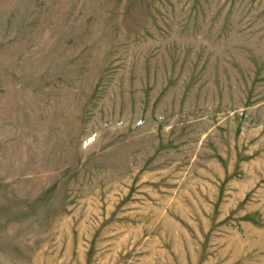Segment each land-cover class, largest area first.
<instances>
[{
  "label": "rangeland",
  "instance_id": "rangeland-1",
  "mask_svg": "<svg viewBox=\"0 0 264 264\" xmlns=\"http://www.w3.org/2000/svg\"><path fill=\"white\" fill-rule=\"evenodd\" d=\"M0 264H264V0H0Z\"/></svg>",
  "mask_w": 264,
  "mask_h": 264
}]
</instances>
